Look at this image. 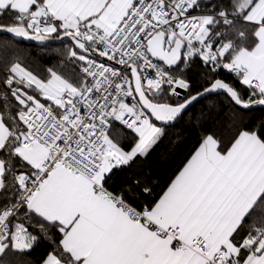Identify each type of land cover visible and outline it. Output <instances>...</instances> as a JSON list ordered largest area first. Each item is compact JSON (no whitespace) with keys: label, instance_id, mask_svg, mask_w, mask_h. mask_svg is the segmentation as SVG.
Masks as SVG:
<instances>
[{"label":"snow or ice","instance_id":"6c2138e0","mask_svg":"<svg viewBox=\"0 0 264 264\" xmlns=\"http://www.w3.org/2000/svg\"><path fill=\"white\" fill-rule=\"evenodd\" d=\"M0 34L67 42L41 75L0 45V264H264V0H0ZM213 95L195 120L227 145L203 135L155 199L108 186Z\"/></svg>","mask_w":264,"mask_h":264},{"label":"trees","instance_id":"16d2710c","mask_svg":"<svg viewBox=\"0 0 264 264\" xmlns=\"http://www.w3.org/2000/svg\"><path fill=\"white\" fill-rule=\"evenodd\" d=\"M4 43L8 45L9 60L19 56L20 62L25 67L30 68L37 75H41L46 67H58L63 62V57L60 53L66 52L65 45L67 42L46 44L39 47L19 43L10 37L0 35V45ZM2 57L3 48L0 47V76L4 74ZM221 76L225 79H232L231 75L226 72H221ZM193 78L198 79V76ZM2 91L3 89L0 88V92ZM160 99L161 101H169L172 104L178 101V99L167 95H162ZM223 101L224 98L222 96H210L196 103L173 126L166 128L164 136L152 147L146 156H138L129 166L115 169L108 181V186L118 189L139 180L141 184L148 183L152 187L153 194L149 199H155L162 195L167 185L194 153L203 135L214 134L222 145L228 144L233 133L227 125L212 123L201 125L195 120L196 114L201 109L210 103L222 104ZM12 103L14 104L15 102L12 101ZM262 116H264L262 111L257 110L253 113L250 126L255 124L257 119ZM135 141L136 138L132 135V132H126L121 129L119 144L123 150H130ZM48 249L47 242H41L31 253V258L34 260L38 259Z\"/></svg>","mask_w":264,"mask_h":264},{"label":"water","instance_id":"95a60500","mask_svg":"<svg viewBox=\"0 0 264 264\" xmlns=\"http://www.w3.org/2000/svg\"><path fill=\"white\" fill-rule=\"evenodd\" d=\"M0 35H3V36H7V37H10L11 39H13L14 41H16V42H19V43H24V44H27V45H36V46H39V47H41V46H44V45H46V44H58V43H61V41H49V42H46V44H43V45H41V44H37L35 41H28V40H23L22 38H15V37H12V36H10L9 34H0ZM97 59H99V58H97ZM117 67H119V66H117ZM179 91H181V96L179 97V98H177V97H174V98H176V99H181L182 97H183V95H184V93H183V90H179ZM213 96H215V95H213ZM205 99V98H204ZM201 100H203V99H201ZM201 100H199V101H201ZM198 101V102H199ZM198 102H196V103H198ZM195 103V104H196ZM194 104V105H195ZM193 105V106H194ZM192 107V106H191ZM190 107V108H191ZM189 108V109H190ZM157 124H159V122H156Z\"/></svg>","mask_w":264,"mask_h":264},{"label":"built area","instance_id":"2783aa9c","mask_svg":"<svg viewBox=\"0 0 264 264\" xmlns=\"http://www.w3.org/2000/svg\"><path fill=\"white\" fill-rule=\"evenodd\" d=\"M228 74V73H227ZM146 75H154L153 73H146ZM230 75V74H229ZM129 102H130V98H129ZM121 129H123L124 131H126V132H131V130L130 129H127V128H124L122 125L121 126H119Z\"/></svg>","mask_w":264,"mask_h":264},{"label":"rangeland","instance_id":"374dc122","mask_svg":"<svg viewBox=\"0 0 264 264\" xmlns=\"http://www.w3.org/2000/svg\"><path fill=\"white\" fill-rule=\"evenodd\" d=\"M132 135L136 138L135 133L132 132Z\"/></svg>","mask_w":264,"mask_h":264}]
</instances>
